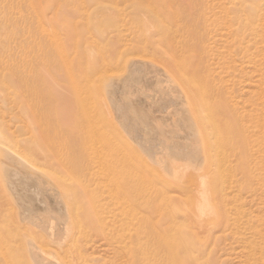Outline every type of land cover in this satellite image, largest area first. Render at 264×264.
<instances>
[{"label":"rangeland","instance_id":"374dc122","mask_svg":"<svg viewBox=\"0 0 264 264\" xmlns=\"http://www.w3.org/2000/svg\"><path fill=\"white\" fill-rule=\"evenodd\" d=\"M155 16L156 18L153 19ZM177 23L182 27L198 29L208 39L207 48L212 50V52H208L207 56L208 63L212 68L211 76L216 79L214 82L221 85L226 92L229 104L237 109L238 126L242 139L245 140V143L244 140L241 142V155H232L229 153V149L224 150L225 154L230 156L225 157L224 164L216 172L219 185L217 190L221 191L222 198L218 197L219 199L212 200L214 215L209 216V218H222V221L213 226L208 235L207 232L196 226L171 230L166 225L169 218L181 219L184 218L183 214L185 213V209H182L181 202L177 197L178 194L168 192L165 188L166 185L177 183L175 178H178L179 174L173 178L175 176L173 171H178V168L182 169V165H184L186 170L189 169L188 171L194 169L192 172L201 173V170L196 166L195 168L189 163L186 164L189 161L188 158L184 156L181 158L182 155L175 152H172L173 155L176 154L173 156L170 152L172 149H177L176 146H180L181 151L184 148L183 151H186L189 146L197 148L196 141L189 139L192 136L187 133L189 126L186 121L188 122L191 116L186 113L180 94L176 92L177 94L169 96L170 94L163 93L160 87L164 85L165 81L160 78L162 76L158 72L149 70L140 72V69H134L136 72L133 81L125 84L123 90L115 98H113V93L104 92L99 97L102 99L99 103L97 102L98 94L86 88H81L80 97L85 102L94 98V111L91 113L99 114L103 122L108 121L109 130L114 128L117 130L115 134L118 133V136H114L116 146L124 148L121 146L123 143L127 146L125 147L129 153L126 158L130 166V175L127 179L130 185L132 187L139 186V179H145L147 189L139 187L132 191L129 206L131 218H147L152 227H158L161 236L171 244V248L166 245L161 246L159 264H191L190 254L198 256L194 264H264V0H0V69L18 74L15 75V81H12L6 75L7 72L0 73V133L8 134L16 142L18 150L25 158L32 161L35 169L39 167L40 170H47L46 164L48 165L49 162L43 159L39 149H46L50 144L51 147L52 145L56 147L54 150L60 147L58 153L69 150L68 146H63L64 150L61 151L63 144L54 143L51 140L53 137L48 136L50 132L54 133V127L56 131V126L60 123L57 121L63 116V110L67 108V104L70 106L71 103V108L73 106V109L77 110L76 97L73 93H69V83L67 79L65 80L60 59H64L75 71L79 67H85L89 61L94 59L89 58L85 51L89 47L85 46L84 41H93L95 50L93 53L96 52V58H100L96 59L97 66L95 64L92 67L95 66L98 69L102 67L103 69L105 68V65H102L103 62L109 64L111 62L107 69H111V72L114 69L117 72L120 68L123 70L124 58L132 55L129 50L133 52L136 44L144 45L148 34L160 32L165 28L175 29ZM102 26L106 27L109 32L105 33ZM111 30L114 31L110 33ZM116 33L120 36V39L117 38L118 40L114 36L111 38V34ZM83 43L86 49L82 48ZM81 50L82 52H79ZM120 53H123V56ZM112 54L115 56L113 57ZM108 56H112L113 63L111 60L109 61L110 57L108 58ZM193 57L196 59V56ZM117 62L119 63L117 64ZM89 66L91 67V65ZM122 70L117 73L125 71V69ZM42 73L46 76L44 80ZM137 75H139V80L136 81L135 76L138 77ZM49 77L54 78L53 82ZM17 79L20 81V85ZM39 79L42 81L39 82ZM46 79H48L47 82L50 80L51 85L45 81ZM16 81L18 82L15 83ZM52 83H55L54 87L55 85L57 87L54 88ZM45 86H49L48 90ZM66 93L68 96L72 95L73 98L67 96L65 99L72 98L73 101L63 100ZM122 98L124 102L121 101ZM166 98L168 102H166ZM178 99H181L183 104ZM66 102L68 103L65 104ZM69 106L67 111L65 110V114L70 112ZM74 110H71V113L75 112ZM174 111L176 112L174 113ZM46 115L48 119L55 120L47 121ZM64 120L62 117L61 121L64 122ZM53 122L55 124L52 126ZM40 124L41 128L38 127ZM47 125H50V129L52 127V131L46 129ZM170 129L172 132L169 131ZM35 130H40L42 133ZM49 130L50 132H48ZM166 130L169 135L165 132ZM179 132L182 133L180 137ZM44 135L51 138L52 144L48 138L43 137ZM39 136L41 137L39 138ZM41 139L44 140V143ZM177 139L186 142H177ZM192 139L194 138L192 137ZM151 145H153L152 149ZM157 145L159 146L158 150L154 149V147L157 148ZM28 146L31 147L29 149H32L34 154H37V156L34 155L30 150L35 158L29 155V151L27 152ZM177 155L181 156H179L180 160ZM35 159L37 161H34ZM167 159L168 161H166ZM172 159H176V161ZM40 160L42 165L39 164ZM33 162H37L35 163L37 166ZM0 165H3L2 160H0ZM168 165L170 166L168 167ZM174 165L176 168L179 166L176 169ZM162 167H166L165 171ZM17 169L12 170V173L4 176L2 180L0 177V183H2L0 184V221H3L0 223H4L3 228H10V232L22 234V238L29 239L30 236V239L37 237L38 242L46 239L50 242L53 238H50L47 230L42 226L43 220L55 222L56 219L58 220L56 223L61 225L64 222L62 218H67V214H64L65 211L61 209L62 204L53 195V192L43 191ZM60 171L58 170V173L50 176V182L66 196L68 207L66 212L70 213L72 218H86L84 212L80 211L77 216L76 208L82 206L86 209L93 196L99 198L97 204L105 201L100 200L101 195L107 193V189L102 186V183L96 184V182L88 180L87 176L79 171L72 172L71 169L68 170L69 172L67 170L63 172L61 169ZM76 184H80L77 186V190L75 189ZM151 188L169 193L172 197L169 205L165 203L158 206L157 203L148 206L142 205L140 199L136 197L141 196V190L149 191ZM69 191H76L77 197L71 196L72 192L69 193ZM42 192L44 195L41 194ZM43 196L45 197L43 198ZM97 210L100 217L109 215L112 218H120L121 209L118 203H110L106 208L98 205ZM5 212L10 213L6 214ZM7 215H9L8 218ZM83 232V237L80 240L84 238L89 241L90 244L86 246L85 250L92 257L90 259L92 264H121L122 258L119 253L121 243H118L121 232L116 229L100 231L94 225H86ZM190 232L191 234H189ZM20 234L19 236H21ZM206 236L208 237L206 238ZM186 237H190V239ZM13 245L14 242L9 239L0 240V264H30L23 249L17 250V253L12 252ZM7 251L9 253L7 261H5L2 253Z\"/></svg>","mask_w":264,"mask_h":264},{"label":"bare ground","instance_id":"6f19581e","mask_svg":"<svg viewBox=\"0 0 264 264\" xmlns=\"http://www.w3.org/2000/svg\"><path fill=\"white\" fill-rule=\"evenodd\" d=\"M155 18L156 16L153 17V19ZM104 29L106 33L107 31L106 27H104ZM104 29L102 31H104ZM113 31L114 30H111L110 33H112ZM107 32H109V30ZM113 36L116 37V39L117 38L120 39V36L117 33L111 34V38ZM207 41L208 39L204 37L203 33H201L198 29L190 28V27H182L181 24L177 23V26L175 29L165 28L164 30L160 32H156V33L154 32V33L148 34V36H146L144 40V43H143L144 45L142 46H139L138 44L136 45L133 44L135 45V49L133 48L135 50V51L133 50L134 53L131 50H129L130 48L128 47L129 48L128 50L132 53V55L129 57L126 56L124 58L122 66H123V70L125 69V71L119 74L117 72H120V70L122 69L120 68V70H118L117 72L113 69L115 73L113 72V70L111 72V69L110 70L107 69L108 64H109L107 62H103L102 65H105L104 66L105 68L103 69L102 67H100L99 69L95 66H94L95 68L92 67L93 65L96 64L97 66L98 64L96 61L97 59L95 55L96 52L95 54L93 53V50H94L93 41H88V42L84 41V43H86L85 46L89 47L88 50L84 46V43L82 45V48L84 47L86 49L85 51H87L89 58L94 59V60L89 61L85 67H79L75 71L74 68L70 66L64 59H60L63 69H64V75L66 77L65 80L67 79L69 83L70 92L69 91L68 92L73 93V95L76 97L75 106L77 110H74L73 106L71 108V103H70V106L69 104H67L73 98L71 94H70L71 96H68L67 95L68 92H67L66 97L63 96L64 97L63 100L67 98V96L72 97L70 100L65 99V101H68L65 104H67V108L69 106L70 112L69 113L66 112L65 114V110L67 111V108L63 110L64 114L62 113L63 114L62 117H63V120L65 118L64 122L61 121L62 117L59 115L61 117L59 118L58 116L59 121L57 122H60V123L56 126L57 127L56 131L54 127L53 134L50 132V130L52 129V127L50 129V125L49 126L47 125L46 129L47 130L50 129L48 132H50V135L52 134V136H50L49 133H47V135H49L48 137H53V139L51 138L50 139L54 143L58 142V143L63 144L61 151L64 150L63 146H68L69 150L68 151L64 150L63 153H58L60 150V147L54 150V148H56V147H53L54 145H52L53 147L52 148L50 144H49L50 146L46 144L47 147L44 146L46 147V149H39V151L42 154L43 159L49 162L48 165L46 164L47 170L46 169L40 170L39 167H37L39 169L38 170V169H35L36 167L33 166L32 161L30 159L25 158V156L18 150L17 146L15 145L16 142H14L13 139H11V137L8 134L0 133V160L3 161V165H0V177L2 180L4 176L6 177L7 175H9V173L12 170H14L15 168H18L17 170H20V172L24 174V176L27 177L31 183H34L35 185L39 186L40 188L43 189V191L53 192V195H55V197H57L59 202L62 204L61 209L65 211L64 214L65 215L67 214L66 215L67 218H62L64 222L61 225L56 223V221H58L56 219H55V222L54 221L51 222V220H48V221L43 220L42 226L44 227L45 230H47L48 234L50 235V238H53V240H51L50 242H48V239H46L48 243L45 242L46 240H43V239H41L43 241L38 242L36 240L37 237L36 239L34 238L30 239V236H29V239H26V237L22 238V234L19 233L21 235L19 236V234L12 233L9 231L10 228L5 229L3 228L4 223L3 224L0 223V240L3 238H6L14 242V245L12 246L13 248L12 252L17 253V250L23 249L27 254L30 264H92L90 260L92 257H90L85 250L86 246L89 245L90 243H88L89 241L85 240L84 238L83 240H80L81 237H83V233H84L83 229L85 228L86 225H94L100 231H103L105 229L112 231L113 229H116V231L121 232V238L119 239V242H118V243H121L120 250H119V253H121V258H122L121 264H159L160 259H161V255H160V251L162 250L161 246L166 245L169 248H171V244L161 236L159 228L158 227L153 228L152 225L148 222L147 218H131V211H130V206H129L130 193L132 191H135L139 187L145 189L147 187L145 179L144 178L139 179V186L132 187L130 185L129 180L127 179L129 178V175H130V166L126 158L129 153V151L126 149L127 146L123 145L124 143L121 145L124 148L116 146L117 144L116 145L114 144V138H115L114 136L118 134V133L115 134L117 130H115V128L109 130L108 129L109 125L107 123L108 121L103 122L99 114L91 113L92 111H94L93 109L94 98H92L90 101L85 102V100L83 98L82 100L80 97L81 88L82 89L86 88L98 94L97 102L99 103H100V100H102L99 97L100 95H103L104 92L107 94L113 93L114 94V95L112 94L114 96L113 98H115L120 93V91L123 90L122 88H124L125 84L127 83L129 84L130 82L133 81L134 73L136 72V70L134 71V69H140L139 70L140 72L141 70H144V71L149 70V71H154L156 73L158 72L162 76L160 78H163L165 81L164 85L160 87L162 92L165 94H170L169 96H173L172 94H177L176 92L180 94L181 99L184 104L180 101L181 99L180 100L178 99V100L184 105L185 110L187 111L185 112L190 114L191 116V117L189 116L190 117L189 119L187 117L188 122L186 121V119L184 120V122L186 121L187 125L189 126L188 129L186 128L188 130L187 133H189V135L194 138L192 139L191 137L189 139L196 141L197 143L196 144L197 148L194 146H192L193 148H191L189 146L186 151H183L185 150V148L181 151L179 149L180 147L179 145H178L179 147L176 146L177 149H172L174 147L171 148L172 151L170 152L172 155H173L172 152H175L176 154L182 155V157L179 155L181 158H183V156L188 158L189 161L187 160L188 162H186V164L189 163V165H192L193 167L196 166L198 169L201 170V173L192 172L194 171L193 168H191L193 169L192 171H188L189 169L186 170L187 168H184L185 167L184 165H182L183 166L182 169L179 170L178 166L180 164L177 166L178 171H175V172L173 171V173H175V176H173V178L177 177V175L179 174L178 178H175V180H177V183L175 185H166L165 188L168 192H174L178 194L177 197L179 198L181 202L182 209H185V213L183 214L184 218H181V219L180 218H169V220L166 221L167 227L173 230V229H178V228L188 229V228L196 226L199 229H203L205 232H207V235H208L209 231L213 228V226L217 225L218 223L222 221V218H209L210 215H214L212 212V208H213L212 200L215 201L219 198H222V194H220L221 191L217 190L219 185L216 179V172L224 164L225 159H226L225 157L230 156L229 154L228 155L225 154L224 150L229 149V153H232V155H237V154L241 155L242 153L241 142L244 139H242L241 130H240V127L238 126L239 118H238L237 109L231 104H229L227 100L226 92L223 90L221 85L214 82L216 79L211 76L212 73L210 70L212 68L210 67V64L208 63L207 56L209 55L210 52H212V50L207 48L208 47ZM124 49H126V47H124ZM82 50L79 52H82ZM124 52L126 51L124 50ZM126 53H129V52L127 51ZM120 54L123 56V53H120ZM112 56H108V58L109 57L111 58ZM193 56H196V59ZM99 58L100 57H98V59ZM110 58H109V61L110 60L112 61V58L111 59ZM118 63L119 62H117V64ZM89 65H91L92 68ZM50 66L52 67L53 65H50ZM50 70L52 69L50 68ZM46 71H49V69L48 70L46 69ZM3 72H7L6 75H8V77L12 81H15V77H16L15 75H18L16 74V72H13L10 70L4 71V69H0V73H3ZM140 72H139V75H140ZM43 75L44 73H42V76ZM139 75H137L138 77L135 76V78H137L136 81L139 80L138 79ZM44 77L46 78L45 75L43 76V78L42 77L41 78L44 80ZM40 79H39V82L42 81ZM53 79L51 82H53ZM47 80L48 79H46L45 81L47 82ZM18 81H16L15 83H17ZM20 81L18 83L19 85H20ZM49 81L47 82L48 84H50ZM154 83H157V82L154 81ZM52 84H53L52 86L54 87L55 83H52ZM45 87H44V90H45ZM48 87H46V90H48ZM55 87L57 86L55 85ZM19 93L21 95V92ZM35 93L36 92L34 91V94ZM147 96L149 95L147 94ZM153 98H155V96H153ZM175 98H176V95H175ZM115 100L117 101V99ZM121 101H123V98ZM163 102L165 101L163 100ZM166 102H168L167 98H166ZM71 110H74L75 112L72 111L73 113H71ZM46 112H47V108H46ZM175 112L176 111H174V113ZM64 115H66L67 117ZM46 117L48 119L47 115ZM176 117H175V120H176ZM121 118H122V115H121ZM49 120H52V119H48L47 121ZM54 120L55 119H53L52 121ZM149 121L148 123H150ZM184 122L183 124L185 126ZM36 124L37 123H35V125ZM45 124H47L46 121H45ZM53 124L55 123L53 122L52 126ZM44 125L42 126L44 127ZM40 126L41 124L38 127ZM153 128L154 126L152 127V129ZM40 130L43 131V129H40ZM40 130H35V131L40 132ZM169 131L172 132L171 129ZM181 131L184 132V130H181ZM165 132L169 135L167 130ZM181 134L179 135V137L181 136ZM171 135L173 136V134ZM46 136L44 135L43 137H46ZM157 136H160V135H157ZM40 137L41 136H39V138ZM173 137L176 138V136H173ZM46 138H45V141L47 140ZM50 139H49V142H51ZM147 139H150V138H147ZM169 140H171V138ZM179 141H184V140H178L177 142ZM186 141H184V143ZM166 142H169V141H166ZM42 143H44V140ZM244 143H245V140H244ZM152 146L153 145H151V149H152ZM158 147L159 146L157 145V148L154 147V149L158 150ZM29 148L31 147L28 146V149H27V152L29 151L28 152L29 155L37 156V154L36 153L34 154L33 150ZM128 148H129V145H128ZM30 150L31 152H33L34 155L30 153ZM170 152H169V155H170ZM155 153L157 155V152ZM162 153H164L163 150H162ZM160 155L162 156V154ZM179 156L177 155V157ZM180 157H179V160L181 159ZM172 160L176 161V159H172ZM34 161H37V160L35 159ZM166 161H168V159ZM35 163L34 165H36ZM40 163H41V160L39 164ZM176 163H179V162H176ZM172 164H174V162ZM175 165H174V168H176ZM169 166L170 165H168V167ZM42 167L44 168V166ZM174 168L172 169L175 170ZM60 169L63 172H65L66 170L67 172H69L68 170L70 169L72 170V172L73 171L82 172L83 175L87 176L88 180L90 181L92 180L93 182H96V184L102 183V186L107 189L106 195L102 194L100 198V200L102 199L105 200L104 202L97 204V201L99 200V198H97V196H93L91 198V201H89V205L86 209H84L82 206L81 207L78 206L76 208L77 209L76 215L78 216V211L84 212V214L86 215V218H72L73 216L70 213L66 212L68 208L67 203H66V196L64 195L62 191L58 190V188L54 187L52 183L50 182V176L52 174L58 173V170L60 171ZM163 169L165 171L166 167ZM167 172L170 173L168 170ZM63 174L65 175V173ZM84 179H86L85 176H84ZM78 185L76 184V188H75L76 190L78 189L77 187ZM81 189L83 190V188ZM70 192H72L71 196H73L74 198L77 197L76 191H69V193ZM84 193L86 192L84 191ZM41 194L44 195L43 192ZM44 197L45 196H43V198ZM46 198L48 199L47 196ZM136 198L140 199L141 204L144 206L154 205L155 203H157V206H158L161 203L163 204L165 203L169 205V201L172 197H170L169 193H167L166 191L161 190L160 192L159 189L157 190L155 188H151L149 191L141 190V196L138 195ZM110 203L112 204L118 203L121 209L120 210L121 212L119 213L120 218H112L109 215L100 217L99 212L97 210L98 205L102 208H106L107 205ZM56 204L58 203L56 202ZM5 213L8 214L10 212H5ZM8 217L9 215H7V218ZM0 222H3V221L1 220ZM189 234H191V232ZM193 236L195 237V234ZM207 237L208 236H206V238ZM187 239H190V237H188ZM82 241L84 242L83 244H82ZM8 253H9L8 251L6 253L5 252L2 253V257L4 258L5 261H7L6 258L8 256ZM197 258H198L197 255L190 254V263L194 264Z\"/></svg>","mask_w":264,"mask_h":264}]
</instances>
